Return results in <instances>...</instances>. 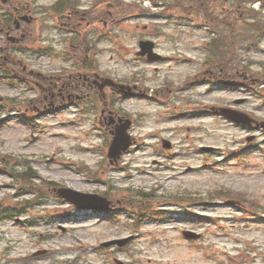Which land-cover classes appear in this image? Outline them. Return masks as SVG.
I'll return each instance as SVG.
<instances>
[{"label":"rangeland","instance_id":"1","mask_svg":"<svg viewBox=\"0 0 264 264\" xmlns=\"http://www.w3.org/2000/svg\"><path fill=\"white\" fill-rule=\"evenodd\" d=\"M54 1L12 0L14 6L28 8L32 21L19 41L25 53L11 57L45 75L71 70L73 53L81 54L68 49L70 42H76L70 41L75 34L64 17L59 20L66 32L52 27L47 9ZM92 2L80 0L84 9H92L85 16L88 30L81 44L89 49L88 59L97 63L103 76L138 84L148 89L147 95L162 89V96L155 97L167 104L137 99L116 102L109 96L104 100L111 110L128 113L122 116L134 120L129 133L136 138V146L123 156L117 170L106 168L110 135L100 129V114H21L17 109L24 110L35 94L18 96L0 81V108H5L0 110V264H116L115 260L123 264H264V132L211 114L232 108L264 121V38L254 46L247 37L253 32V20L229 13L228 7L222 10L221 2L209 4L215 33L223 34L227 45H218L221 52L227 49L225 70L213 67L211 74L225 78L229 70L226 77L237 80L246 67L252 73H246L249 77L244 81L263 85L251 89H222L198 81L186 85L187 78L202 71L198 61L204 60L203 42L214 38L206 28L194 31L173 28L161 19H137L134 16L142 6L134 0ZM195 2L182 0L185 5ZM207 12L205 5L196 17L204 20ZM155 28L160 35L153 33ZM16 32L10 31V36L18 38L23 33ZM240 32L246 34L245 41ZM145 39L156 41V51L166 55L176 51L193 62L147 63L135 56L138 42ZM4 43L0 41V46H7ZM37 47L50 53L39 54ZM170 90H179L180 100ZM101 105L103 117L108 112ZM91 109V104L85 107V111ZM162 139L171 142L169 159L158 155ZM203 147L212 149L203 151ZM160 160L164 164L159 165ZM55 187L107 190L127 202L140 199L127 194L128 190H141L146 200L133 205L142 208L144 221L134 225L119 215L113 222L99 223L59 199ZM167 197L177 204H163ZM226 198L237 203L227 206ZM150 214L158 220L146 218ZM184 230L200 233L201 238L186 240ZM122 238L129 239L122 250L100 246ZM36 251L42 254L35 256Z\"/></svg>","mask_w":264,"mask_h":264},{"label":"flooded vegetation","instance_id":"2","mask_svg":"<svg viewBox=\"0 0 264 264\" xmlns=\"http://www.w3.org/2000/svg\"><path fill=\"white\" fill-rule=\"evenodd\" d=\"M77 8L78 6L75 5L74 8L63 15L68 20L65 25L71 27L72 32L75 34L79 33L81 23L85 20L84 16L86 14V12L78 11ZM17 17L18 16H15V18ZM13 23L15 24V22ZM6 28H10V26H6ZM2 31H4V29L1 27L0 32ZM24 31H26V28ZM8 33V31H5L4 35ZM17 33H19V31H17L16 34ZM9 46L10 47L0 46V66L3 68V73L1 75L2 80L9 90H17V86L25 85V92H19V96H25L27 93L35 94L32 99L28 100L27 105H25L26 108H24V110L21 108L22 114H28L27 111L35 114H64L66 112L70 114H95L98 110V114H104L105 110H103L101 103H104L106 109L109 108V106L105 104L107 101L104 102V93L105 97L117 96L112 88H106L104 93L98 89L97 80L101 74L94 68L95 64H92L91 67L87 69L88 55L85 54V57L82 58V46H79V52L81 54L75 52L72 56L74 67L69 71H63V74L59 75H45L39 71L33 70V68H29L22 62L15 63L14 58L11 57L9 52L18 47H13V45ZM70 47V51L73 52L75 49L78 51V45ZM130 85L134 86L133 84ZM134 87L136 89V86ZM135 96H144L143 89L138 88L137 93L135 90ZM88 104L92 105V109L89 110V112L85 111V107H88ZM75 107L77 111L72 110V108ZM113 114L115 115V122L111 127L105 126L103 120L104 116L100 119V124L107 132L114 129L115 125H121L118 121L119 119L126 118L118 111L113 112ZM118 164H115L113 167L116 168ZM101 194L111 201L113 208L110 212L105 214L106 217L100 218V222H104L107 220V217L118 211V208L114 209V206L115 204L120 205L121 202L119 200H114L115 195L109 191L101 192Z\"/></svg>","mask_w":264,"mask_h":264},{"label":"water","instance_id":"3","mask_svg":"<svg viewBox=\"0 0 264 264\" xmlns=\"http://www.w3.org/2000/svg\"><path fill=\"white\" fill-rule=\"evenodd\" d=\"M1 1L3 3H5L7 0H1ZM147 52H148L150 57H153L149 50H147ZM143 53H144V51H143ZM106 82H109V81L106 80L105 84H106ZM223 111L227 112L225 110H223ZM227 115L234 118L236 121L242 122L244 124H249V120L247 118H245L243 115H240V114H237V116H234L232 114H227ZM262 126L264 128V124H262ZM127 127H128V125L123 126L114 136L113 141H112L110 148H109V154H108L109 158L117 157L120 154L121 150L127 149V147L130 145L131 141H130L129 136L126 133ZM58 195L60 197H63L67 200L74 202L78 207H81V208L87 207L89 200H91V201L98 200V197H96V196L81 194L77 191H73L71 189H65V188L59 189ZM186 236L196 238V235L191 234V233H186ZM125 242H126V240H120V241H115L113 243H116V244L121 246ZM105 245L107 246L108 244H105Z\"/></svg>","mask_w":264,"mask_h":264},{"label":"trees","instance_id":"4","mask_svg":"<svg viewBox=\"0 0 264 264\" xmlns=\"http://www.w3.org/2000/svg\"><path fill=\"white\" fill-rule=\"evenodd\" d=\"M253 16H254V15H253ZM254 17H255V16H254ZM258 21H259V20H258ZM258 21H256V22H254L253 24H251L255 31H259V28H264V25H263L262 27H260V24H259ZM232 27H234V26H232ZM254 33H255V32H254ZM238 35H239V34H238Z\"/></svg>","mask_w":264,"mask_h":264}]
</instances>
